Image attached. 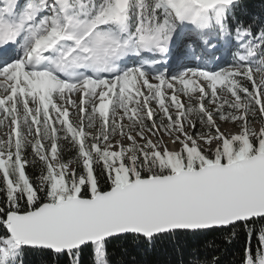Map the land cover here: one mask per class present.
<instances>
[{
    "label": "snow or ice",
    "instance_id": "obj_1",
    "mask_svg": "<svg viewBox=\"0 0 264 264\" xmlns=\"http://www.w3.org/2000/svg\"><path fill=\"white\" fill-rule=\"evenodd\" d=\"M252 8L0 0V264H111L116 240L214 233L264 264V0Z\"/></svg>",
    "mask_w": 264,
    "mask_h": 264
},
{
    "label": "trees",
    "instance_id": "obj_2",
    "mask_svg": "<svg viewBox=\"0 0 264 264\" xmlns=\"http://www.w3.org/2000/svg\"><path fill=\"white\" fill-rule=\"evenodd\" d=\"M251 10L259 11L261 0H249ZM243 237L225 243L224 237L218 233L206 237L188 239L181 245L171 242L158 244L155 248L139 247L132 242L113 241L109 246L111 264H194L196 256L201 262L215 257L219 264H239L240 249ZM40 258H30V264H39ZM84 264H89L85 256Z\"/></svg>",
    "mask_w": 264,
    "mask_h": 264
},
{
    "label": "rangeland",
    "instance_id": "obj_3",
    "mask_svg": "<svg viewBox=\"0 0 264 264\" xmlns=\"http://www.w3.org/2000/svg\"><path fill=\"white\" fill-rule=\"evenodd\" d=\"M161 70H165V69H161ZM220 124H221V127H223V128H228L230 125H233V127L230 129L232 131V133H237L239 131V127L237 125L234 126L235 124H232L231 122H228V123L220 122ZM252 127L259 130L261 125L259 122H255L252 124ZM169 147L174 148V147H178V146H174V145L169 144Z\"/></svg>",
    "mask_w": 264,
    "mask_h": 264
},
{
    "label": "bare ground",
    "instance_id": "obj_4",
    "mask_svg": "<svg viewBox=\"0 0 264 264\" xmlns=\"http://www.w3.org/2000/svg\"><path fill=\"white\" fill-rule=\"evenodd\" d=\"M236 126V125H234ZM233 127V125H230L228 128H223L221 127V131L225 132V133H232V131L230 130Z\"/></svg>",
    "mask_w": 264,
    "mask_h": 264
}]
</instances>
